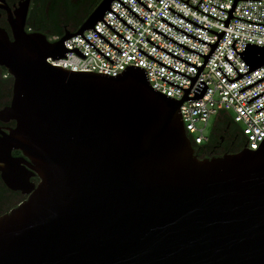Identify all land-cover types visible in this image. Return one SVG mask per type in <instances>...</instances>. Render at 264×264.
Instances as JSON below:
<instances>
[{"label": "water", "instance_id": "water-1", "mask_svg": "<svg viewBox=\"0 0 264 264\" xmlns=\"http://www.w3.org/2000/svg\"><path fill=\"white\" fill-rule=\"evenodd\" d=\"M111 1L100 0L75 31L66 29L51 42L40 31L25 30L26 1L14 14L0 0V7L7 8L12 33L10 38L0 26V65L13 77L10 102L0 114L3 119L15 120L9 133L0 137V169L6 183L16 187V178L23 168L11 156V150L17 149L30 160L29 166L39 177L25 201L0 215V264H264V137L255 150L242 148L198 158L179 112L183 100L198 99L205 92L207 85L199 80L194 95L187 96L230 17H236L232 11L237 0L225 10L227 17L221 20V32L167 7L217 34L214 43L189 34L160 16L177 30L210 45L207 54L152 27L203 56L201 65L186 61L145 37L164 52L196 67L194 76L137 48L190 79L184 88L160 76L184 90L180 99L150 86L141 66L128 64L123 71L109 75L65 69L45 60L47 56L66 57L67 51L84 58L77 47L68 49L63 43L79 34L112 63L82 35L85 29L92 28L120 52L93 27L101 20L128 42L102 18L105 10H110L136 31L109 7ZM192 7L197 9V5ZM234 41L230 45L248 70L239 73L224 55L237 72L236 77L228 79L217 66L229 82L264 64V45L245 42L238 52ZM262 79L264 76L237 91ZM262 108L264 105L254 112Z\"/></svg>", "mask_w": 264, "mask_h": 264}, {"label": "built area", "instance_id": "built-area-1", "mask_svg": "<svg viewBox=\"0 0 264 264\" xmlns=\"http://www.w3.org/2000/svg\"><path fill=\"white\" fill-rule=\"evenodd\" d=\"M121 1L144 20L141 21L118 0H112L109 7L136 31H133L123 23L110 10H105L102 18L128 39V42L117 35L101 20H97L93 25L120 52L103 40L92 28H87L82 32V35L113 60L112 63L79 34H74L64 39L63 43L68 49L77 47L85 54L84 58L74 51H67L66 57L54 59L51 56H47L45 60L51 65L61 66L65 69L92 70L93 72H104L109 75H116V73L123 71L128 64L141 66L146 70L150 86L168 96L180 99L184 90L162 80L160 76L184 88L188 87L190 79L159 64L137 50V48H140L175 70L189 76H194L197 72L196 67L164 52L145 40V37L170 53L195 65H201L204 60L203 56L174 43L153 30L152 27L195 51L207 54L210 50V45L177 30L161 20L160 16L189 34L209 43H214L217 34L189 22L167 7H171L178 13L204 27L221 32L224 28V22L221 20L226 19L227 11L225 10L230 9L233 0H187L188 4L192 6L197 5V9L211 16L193 8L182 0H140L151 9L150 11L137 0ZM232 15L264 23V0H237ZM236 17H230L224 33L189 89L187 96L194 95L193 90L199 80L204 81L207 85L205 92L198 99L183 100L179 106V112L186 133H189L196 143L202 144L207 141L209 135V133L206 134L204 131L208 120L215 117L219 111H224L225 114L232 117L240 125L244 144L248 139L243 148L255 150L264 137V122L262 121L264 120V108L257 112H254V110L264 105V93L249 102H246V100L264 91V79L240 92L237 90L263 77L264 64L232 82L226 79L217 66H219L228 79L237 76L236 70L226 60L225 55L239 73L247 71L248 66L230 44L235 39L233 46L238 52L243 50L245 42L264 45V25ZM60 37L57 34H52L47 39L52 42ZM199 123H203V125Z\"/></svg>", "mask_w": 264, "mask_h": 264}, {"label": "flooded vegetation", "instance_id": "flooded-vegetation-1", "mask_svg": "<svg viewBox=\"0 0 264 264\" xmlns=\"http://www.w3.org/2000/svg\"><path fill=\"white\" fill-rule=\"evenodd\" d=\"M5 5L9 10L15 14L19 8L23 6L26 1V16H25V30L27 32L39 31L37 23L39 19L33 18L32 23L29 25V19L34 8L39 5V2L35 4L36 0H4ZM13 14V15H14ZM15 17V15H14ZM0 26L5 28L10 38H12L11 27L8 22L7 8L0 7ZM1 66V65H0ZM13 77L8 72H5L2 77L0 76V110L9 104L11 99ZM220 123L213 126L211 133L209 132L207 141L210 144V148L206 154L202 156H219L224 153H232L237 147L244 146V137L240 132V125L229 115L225 114ZM15 126V120L12 118L3 119L0 114V137L4 133H9L10 129ZM212 127V125H211ZM218 134V138L215 136ZM212 137V138H211ZM243 148V147H242ZM241 148V149H242ZM195 152V148H194ZM11 156L16 158L20 162L21 174L16 178V187L9 186L4 180L2 170L0 169V215L9 212L12 208L17 206L20 202L25 201L33 187L38 183L39 177L34 170L29 166L30 160L23 156L17 149L11 150ZM2 165V162H0ZM21 177V179L19 178Z\"/></svg>", "mask_w": 264, "mask_h": 264}, {"label": "trees", "instance_id": "trees-1", "mask_svg": "<svg viewBox=\"0 0 264 264\" xmlns=\"http://www.w3.org/2000/svg\"><path fill=\"white\" fill-rule=\"evenodd\" d=\"M99 1L100 0H36L35 4L39 2V5L32 11L29 25L32 23L33 18H37L39 19L37 23L38 29L40 32L44 33L46 37L52 34L61 36L66 29L75 31ZM5 72H7L6 68L0 66L1 77ZM224 118H226L225 112L219 111L213 119L211 129ZM187 135L192 147L195 148L194 154L198 158L211 157L200 156L206 154L209 150L210 144L208 142L198 144L189 133H187ZM215 138H218V134H216ZM242 147L243 145L237 147L234 152L241 150Z\"/></svg>", "mask_w": 264, "mask_h": 264}, {"label": "rangeland", "instance_id": "rangeland-1", "mask_svg": "<svg viewBox=\"0 0 264 264\" xmlns=\"http://www.w3.org/2000/svg\"><path fill=\"white\" fill-rule=\"evenodd\" d=\"M213 119H214V117L210 118V119L208 120L207 124H206L205 127H204V131H205L206 134H208V133L210 132L211 125H212V123H213ZM199 124H200V125H203V123H199Z\"/></svg>", "mask_w": 264, "mask_h": 264}]
</instances>
